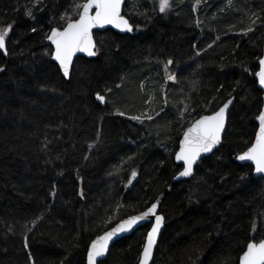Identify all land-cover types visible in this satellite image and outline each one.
<instances>
[{"label": "trees", "instance_id": "1", "mask_svg": "<svg viewBox=\"0 0 264 264\" xmlns=\"http://www.w3.org/2000/svg\"><path fill=\"white\" fill-rule=\"evenodd\" d=\"M83 2L0 0V29L12 26L0 50V264H85L94 238L157 200L153 264H238L264 239V177L236 160L262 107L264 0H169L164 13L126 0L133 31H95L97 54L66 78L46 37ZM231 97L221 145L171 182L184 130ZM147 109L153 119H130ZM148 227L102 264H137Z\"/></svg>", "mask_w": 264, "mask_h": 264}, {"label": "snow or ice", "instance_id": "2", "mask_svg": "<svg viewBox=\"0 0 264 264\" xmlns=\"http://www.w3.org/2000/svg\"><path fill=\"white\" fill-rule=\"evenodd\" d=\"M121 5L122 0H84L83 3L76 5L77 9H82V11L76 13L78 19H69L62 30L52 28L51 34L46 39L54 45V52L51 53L52 58L58 62L60 70H62L65 77L69 76L73 66V57L77 53H87L88 56L97 54L93 29L111 25L121 31H133L128 20L121 15ZM168 7L169 0H159V11L161 13H164ZM28 15H32L31 10H29ZM11 27L9 25L0 29V50H4L5 53L7 51L6 37L11 31ZM32 30L36 31L35 28ZM173 63L174 61L171 59L168 61V65ZM259 64L261 67L256 75L259 78L260 85L264 86V59H260ZM175 79L174 75L169 76V80L174 81ZM97 99L101 102L105 101V97L99 94ZM231 103V100L228 101L211 115H201L184 130L183 138L180 140L179 151L176 153V160L183 161L184 164V170L180 173V176H188L201 154L211 152L221 142V131L225 126V111ZM120 115H124V113H120ZM147 118L149 120L153 119L150 115ZM130 119L140 120L141 118L132 116ZM258 120L259 130L254 142L237 159L240 161H251L255 165V172L264 174V112L259 114ZM131 175L135 177L137 173L133 171ZM158 203H151L150 207H147L139 215H133L120 221L111 230L106 231L104 235L93 240L87 255L88 264H102L98 258L106 255L109 241L113 237L131 230L140 221L154 217L155 223L147 233L139 262V264H149L153 247L157 242V234L163 221V217L156 214ZM27 246L26 243L25 247ZM240 264H264V240L260 242L250 241L240 257Z\"/></svg>", "mask_w": 264, "mask_h": 264}, {"label": "water", "instance_id": "3", "mask_svg": "<svg viewBox=\"0 0 264 264\" xmlns=\"http://www.w3.org/2000/svg\"><path fill=\"white\" fill-rule=\"evenodd\" d=\"M125 2H126V0H122V5H121V15L124 16L125 19H127L128 22H129V24L132 26V24H131L130 20L128 19V17H127L126 15L123 14V8H124V5H125ZM80 11H82V9H80ZM75 19H78V16H77ZM66 23H67V22H66ZM64 26H66V24H65ZM64 26H63V27H64ZM63 27H62V28H59V29L62 30ZM53 28H58V27H53ZM132 28H133V26H132ZM105 29H112V30H114L115 32H118V33H121V34L127 33V31H121L120 29H117V28H115L114 26H111V25H105L104 28H95V29H93V35H94V32H95V31H104ZM51 30H52V29H51ZM51 30L49 31L48 35L51 34ZM48 35H47V36H48ZM94 40H95V37H94ZM95 42H96V41H95ZM46 43L49 44V45L51 46V49H52L51 53H53V52H54V45H52L51 42H50L49 40H47V39H46ZM2 51L5 52L4 50H2ZM95 51H96V49H95ZM78 56H83V57H86V58H92V57H94V56H88L87 53H77V54L73 57V64H74V62H75V60H76V58H77ZM51 58H52V55H51ZM260 59H264V45H263V51H262V55H261ZM260 59H259V61H260ZM52 60H53V61L58 65V67H59L58 62L55 61L53 58H52ZM72 67H73V66H72ZM260 67H261V66H260V64H259V68H258V70L256 71V73L259 72ZM59 69H60V67H59ZM60 71H61V73H62V70H60ZM71 72H72V68H71V70H70V74H69V76L66 77V78H69V77H70ZM256 73H255V78H256V80H257L258 87L262 90V107H261V110H260V112H259V114H260L261 112H264V86L260 85V83H259V78H258V76L256 75ZM62 74H63V73H62ZM63 76H64V75H63ZM64 77H65V76H64ZM230 100L232 101V103L229 105L228 109H226V111H225V126H224V129L221 131V142H222L223 135H224L225 130H226V127H227V118H228V114H229V112H230V110H231V107H232V105H233L234 97L229 98L225 103H227V102L230 101ZM100 102H101V101H100ZM225 103H223L220 107H222ZM220 107H219V108H220ZM219 108H218L216 111H218ZM214 112H215V111H214ZM214 112H212V113H208V114H203V115H211V114H213ZM259 114H258V116H259ZM200 116H201V115H200ZM200 116H199V117H200ZM258 116H257L256 119H255L256 122H257V129H256V132H255V136H254L253 142H254L255 137H256V134H257V132H258V130H259V120H258ZM199 117H197L196 119H198ZM194 120H195V119H194ZM194 120H193V121H194ZM193 121H192V122H193ZM192 122H191V123H192ZM185 130H186V129H185ZM182 138H183V133H182V135H181V137H180V139H179V142H178V148H177V150H176L175 153H174V161H175V163H176L177 165H181V170H180L178 173H176V174L174 175V177L172 178V181H171V182H178V181H181V180H185V179L190 178V177L194 174V171H195V167H196V165H197V164H198V163H199L204 157L210 155L212 152H214V151H215V150L221 145V142H220L218 145H216V146L213 148V150H212L211 152H209V153H202L201 156L197 159L196 163L193 165L192 172H191L188 176H180V173L184 170V164H183V161H177V160H176V153L179 151V148H180V140H181ZM253 142H252V143H253ZM252 143H251V144H252ZM250 146H251V145H250ZM250 146H249V147H250ZM246 150H247V149H245L244 151H246ZM244 151H243V152H244ZM243 152L236 154V160H237L239 163H242V164H250V165L252 166V168H253V171H252V172H253V177H255V178H258V177H264V174H257V173L255 172V165H254L251 161H240V160L237 159V157H238L239 155H241ZM169 189H170V187H169ZM155 202H159V201L157 200V201H155ZM153 203H154V202H153ZM148 207H150V206H148ZM145 210H146V209H144V210H142V211H140V212L134 213V214L127 215L126 217H124V218L120 219L119 221H117L114 225H112V226L109 227L108 229L104 230V231H103L101 234H99L97 237L104 235V233H105L106 231L111 230V228H112V227H115L116 224H118L120 221H122V220H124V219H127V218H129V217H131V216H133V215H139L141 212H143V211H145ZM156 214H157V215H161V216L163 217V221H162V224H161L160 231H159V233L157 234V242H156V244H155L154 247H153L152 258L150 259L149 264H153V259H154V255H155L156 247H157V244H158V241H159L160 235H161V233H162V231H163V229H164L165 217H164L163 213L160 212V202L158 203V208H157V213H156ZM154 223H155V218H154V217L147 218V219H145L144 221H140V222H138V223H137V224H136L131 230H129V231H127V232H124V233H120V234H118L117 236L113 237V239H112L111 241H109V245H108V249H107L106 255H105L104 257H102V258H98V260H99V261H103L104 259H106L107 255H108V252H109V248H110V246H111L116 240L120 239L121 237H124V236L130 235V234L133 233L135 230H137L139 227L148 224L149 227H148V230H147L146 235H145V239H144V243H143V246H144V244H145V242H146L147 233L151 230V228H152V226H153ZM97 237H96V238H97ZM96 238H94L93 240H95ZM93 240H92V241H93ZM262 240H264V239H262ZM92 241H91V242H92ZM260 241H261V240H259V241H254V242H260ZM91 242L89 243L88 248H87V252H86V262H85V264H88L87 255H88V251H89V248H90ZM246 247H247V245H246ZM246 247H245L244 251L246 250ZM142 251H143V247H142L141 253H142ZM244 251H243V252H244ZM243 252L241 253L240 257L242 256ZM141 253H140V257H141ZM240 257H239L238 264H240ZM139 262H140V258H139V261H138L137 264H139Z\"/></svg>", "mask_w": 264, "mask_h": 264}, {"label": "rangeland", "instance_id": "4", "mask_svg": "<svg viewBox=\"0 0 264 264\" xmlns=\"http://www.w3.org/2000/svg\"><path fill=\"white\" fill-rule=\"evenodd\" d=\"M78 11H80V9H79ZM169 76H171V75H170V74L165 75V83L163 82V86H164V88L168 85V83H169L170 81H173V80H169ZM149 115H150V112H149L148 109H147L146 114L144 113V114H142V115L139 116V117L141 118L139 121H142V119H143L145 116H149Z\"/></svg>", "mask_w": 264, "mask_h": 264}]
</instances>
